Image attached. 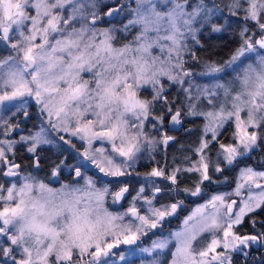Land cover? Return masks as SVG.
Returning <instances> with one entry per match:
<instances>
[{"label":"snow or ice","instance_id":"obj_1","mask_svg":"<svg viewBox=\"0 0 264 264\" xmlns=\"http://www.w3.org/2000/svg\"><path fill=\"white\" fill-rule=\"evenodd\" d=\"M126 245L264 264V0H0V264H128Z\"/></svg>","mask_w":264,"mask_h":264},{"label":"trees","instance_id":"obj_2","mask_svg":"<svg viewBox=\"0 0 264 264\" xmlns=\"http://www.w3.org/2000/svg\"><path fill=\"white\" fill-rule=\"evenodd\" d=\"M205 47L209 48V52L212 54V59L221 60L224 58V54L226 53L228 48H232V46L237 47L236 36L231 32H225L223 34L213 35L208 37L205 35ZM173 135H176L178 139L181 141H186L185 134L179 130L173 132ZM175 147H169L167 160L171 163L172 154L175 152ZM161 156L160 153H157V158L159 159Z\"/></svg>","mask_w":264,"mask_h":264},{"label":"rangeland","instance_id":"obj_3","mask_svg":"<svg viewBox=\"0 0 264 264\" xmlns=\"http://www.w3.org/2000/svg\"><path fill=\"white\" fill-rule=\"evenodd\" d=\"M234 49L231 50V47L228 48L227 51H226V53L224 54V58H221V60H226L230 56V54L232 53V51ZM198 80H199L200 83H203V84H207V83L210 82V79L207 78V77H198ZM21 154H23V153H21ZM52 186L53 187H59L60 185H59V183H54ZM202 202H200V203H202ZM199 204L194 205L191 208V210L193 208H195L196 206H198ZM191 210L189 212L182 213V215L180 216V218H177V220L175 218L172 219L171 222L167 225V228H166L165 232L163 233V235L166 236L168 234V231L169 230H172V231L176 230L178 228V226L181 225L183 218L186 217L191 212ZM146 239L147 240H145L146 243H145L144 246H147V243H150L149 238H146ZM123 249H124V253H125V255H126L127 258L133 257L134 256V253L136 252L135 257L138 256L139 257V260H140V262H138V263H143L144 264L145 261L151 259L146 254L141 253L138 247H135V246H127L126 245V246H123ZM120 263H121V261H119L117 259L116 260V264H120Z\"/></svg>","mask_w":264,"mask_h":264},{"label":"flooded vegetation","instance_id":"obj_4","mask_svg":"<svg viewBox=\"0 0 264 264\" xmlns=\"http://www.w3.org/2000/svg\"><path fill=\"white\" fill-rule=\"evenodd\" d=\"M232 48H234V46H232ZM172 134H173V133H172ZM48 155H51V153H49ZM21 156L23 157L24 154H21ZM24 162L27 163V159H26V158H25ZM64 175H65V177H67L68 174L65 173ZM230 175H231V174H230ZM64 182H68V180H65ZM195 202H196L197 204H199V203H200V200H197V199H195V198H190V199L187 201V203H189L190 205L195 204ZM190 205H189L188 208H190ZM185 208H186V207H185ZM185 208H184V210H183L181 213H184V212H185ZM181 213H180L179 216L182 215ZM179 216H178V217H179ZM178 217H176L175 219H177ZM144 240H147V239L144 238ZM135 254H136V252L134 253V256H133V257L127 258V260H128V264H143V263H138V262H140V260H139V257H138V256L135 257ZM259 256H260V253H259V251H258V252H257V259L259 258ZM120 264H123V262H121Z\"/></svg>","mask_w":264,"mask_h":264}]
</instances>
